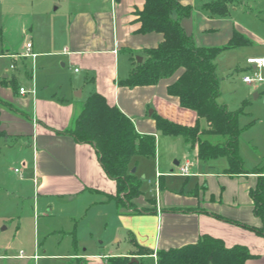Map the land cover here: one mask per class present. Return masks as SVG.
Masks as SVG:
<instances>
[{"label": "crops", "instance_id": "obj_1", "mask_svg": "<svg viewBox=\"0 0 264 264\" xmlns=\"http://www.w3.org/2000/svg\"><path fill=\"white\" fill-rule=\"evenodd\" d=\"M38 1L41 7L37 12L44 20L39 26H44L46 37H35L30 42L31 51L37 54L35 58L21 57L28 80L25 88L35 90L21 94L20 88L24 86L18 87L14 77L9 78L6 74L0 80V98L12 105L10 108L0 104V131L6 134L0 135V145L8 146L9 141H15L23 146L24 157L28 161L24 162L25 170L15 168L20 173L14 169L19 175L14 186L21 196L24 188L32 185L34 195L38 196L34 203V216L42 206L50 212L49 215L53 210L64 212L65 209L60 216L62 221L68 222L75 219L76 211L69 209L75 208V203L77 208L79 204L84 210L98 208L102 211L101 207L116 209V206L118 210L111 213L112 223L131 235L130 242L135 249L126 255L131 258L135 256L139 260V255L131 253L141 245L154 252L142 258H152L157 264L159 250L195 243L204 234H209L221 238L228 247H246L254 256L244 264H264V234L257 231L264 228V221L255 213L251 195L264 170H258L260 173L229 174L226 157L225 160H221L224 157L203 160L198 155L197 145L186 142L182 136L164 135L158 131L153 113L185 126H195L198 121L195 110L181 106L180 99L168 93V86L180 77L184 69L154 85L131 87L125 83L133 69L132 58L142 55L145 60L144 50L157 47L164 39L159 32H138L141 26L138 13L144 9L146 0H74L64 9L63 20L46 11L48 0ZM179 1L192 7L191 14L181 23L198 45L222 47L232 40L235 33L251 40L250 44L225 49L217 56L218 76V60L231 58L236 53L241 60L229 65L231 68L244 69L241 61L245 60L248 69L262 76L264 66L249 64L247 60L264 57V0H231L224 15H212L204 8L206 3L216 0ZM55 10H60V6ZM59 23L65 26L63 30L55 29ZM5 55L13 57L9 53ZM31 58L34 66L40 63V71L38 67L37 71L29 68L25 60ZM56 62L62 71L69 68L70 81L61 79L62 75L56 78L52 72ZM15 67L16 62L12 68ZM244 77V83L257 84L251 92L256 98L263 99L264 105V77L262 81L251 83ZM77 89L81 95L76 91L74 96L73 91ZM85 91L86 99L93 93H100L108 104L119 107L131 118L139 133L156 136V155L148 158L154 159L155 188L158 190L155 198L140 195L134 200L138 207L151 205L147 212L132 214L119 208L113 199L117 183L106 174L95 147L89 143H78L71 135L60 133L72 125L85 102L78 98ZM221 95L219 103L232 109L220 101ZM200 124L202 128L208 126L204 119H200ZM201 136L213 144L223 142L220 135ZM137 156L143 155L133 158ZM186 163L191 165L189 176L178 173V167ZM146 164L139 172L136 168L139 178L142 173L152 175V165ZM59 228H47L44 233L48 236L63 233L64 227ZM69 233L71 241L66 242L65 252L48 254L52 248L47 245L42 255L35 242L29 254L21 251L13 255L7 250L0 258L8 262L23 260L22 264L31 261L37 264L52 257L74 259L75 264L83 261L107 264V259L114 257L100 251L101 246L94 243L93 232L86 237L79 236L78 228Z\"/></svg>", "mask_w": 264, "mask_h": 264}, {"label": "trees", "instance_id": "obj_2", "mask_svg": "<svg viewBox=\"0 0 264 264\" xmlns=\"http://www.w3.org/2000/svg\"><path fill=\"white\" fill-rule=\"evenodd\" d=\"M230 2L216 0L206 3L204 8L212 15H224ZM191 11L190 5L179 0H146L144 9L138 13L141 22L138 32H159L164 39L157 47L144 50L146 59L141 63L132 58L133 69L125 83L131 87L154 85L184 69L180 77L168 86V93L177 96L181 106L195 110L198 121L195 126H185L153 113L158 131L164 135L182 136L186 142L197 145L198 155L203 160L226 157L229 174L248 173L239 153L242 134L239 117L244 107L232 110L219 103L221 90L216 58L223 50L250 44L251 40L235 33L232 40L222 47L198 45L181 23ZM1 103L12 108L0 98ZM200 119L207 122V128L201 127ZM60 133L71 135L78 143H89L95 147L106 174L117 183L113 199L119 208L132 214L148 211L138 207L134 201L142 194V179L136 172H131L130 163L135 155H156L157 138L154 134L139 133L131 118L119 107L108 104L100 93L91 94L75 115L72 125ZM206 134L220 135L225 140L213 144L202 139L201 135ZM0 135L6 136L4 131H0ZM258 170L253 171L260 173ZM251 195L255 213L264 221V174L259 176ZM257 231L264 234V228ZM153 253V250L137 245L131 254L139 255L138 261H132L130 256H115L109 257L107 264H141L142 256ZM253 256L244 246L228 247L221 238L204 234L195 243L159 250L157 264H244ZM80 264L88 263L83 261Z\"/></svg>", "mask_w": 264, "mask_h": 264}, {"label": "rangeland", "instance_id": "obj_3", "mask_svg": "<svg viewBox=\"0 0 264 264\" xmlns=\"http://www.w3.org/2000/svg\"><path fill=\"white\" fill-rule=\"evenodd\" d=\"M74 0H48V11L52 17H58L63 20L65 17L64 9H67L69 3ZM60 6V10H55ZM38 0H0V80H3L4 75L9 78L14 77L17 85L27 87V78L25 77V66L20 54L26 51V43L32 42L35 37L38 39L46 37L45 28L41 25L44 20H41L37 9L40 8ZM33 9V11H32ZM65 19V18H64ZM55 26L57 30H63L65 26ZM57 34V33H56ZM56 34L54 36H56ZM59 34V33H58ZM56 39V38H55ZM25 46V47H24ZM13 54V57L6 56L5 54ZM142 56V55H137ZM137 56L135 58H137ZM231 59V60H230ZM137 60V59H136ZM241 60L240 55L237 53L231 58L219 59V76L221 78V102L227 103L232 109L244 107V113L239 117V125L242 129L240 137V156L245 162V168L253 171L257 168L264 170V105L263 99L255 97L251 92L257 84L248 85L244 83L243 77L246 74L254 76V71L247 68V64L241 61V67L235 70L229 65L235 61ZM17 63V67L12 68L11 65ZM29 68L34 71H40V63L37 66L33 65L32 58L25 60ZM59 66V67H57ZM69 68L66 67L64 71L60 64L55 63L54 72L56 78L62 75L61 79L70 81ZM264 77V73H262ZM60 80V79H59ZM73 91L75 96L76 91ZM87 92L78 99L81 102L86 101ZM82 105V104H81ZM222 141L224 138L219 136ZM215 139V140H214ZM212 140L216 141L214 138ZM215 142L214 144H217ZM28 155V154H27ZM23 146L15 141H9L8 146L0 145V255L6 253L19 254L25 251L29 254L32 251L33 244L37 242L39 251L43 255L45 247L51 246L52 250L47 253L65 252L64 248L66 242L71 241L70 231L78 228L79 236H89L90 232L94 233V243L100 245V251L112 254V256L129 255L135 249L130 242L131 235L112 223L111 213L117 211L112 207H101L102 211L98 208H91L84 210L83 207H71L75 214V219L70 221H62L60 213L61 209L53 210V214L46 211L45 207L37 210L36 217L34 211V203L38 201V196L34 195L32 185L24 188L23 194L16 192L15 184L19 179V175L15 173L14 169H24V162L26 159ZM136 156V155H135ZM224 157L221 160H225ZM145 160V161H143ZM138 161H140L138 163ZM133 168H137L138 172L142 166L152 165V175L142 173L141 197H154L158 188H155V166L154 159L147 156H137L133 158ZM132 168V169H133ZM151 173V172H150ZM146 175V176H145ZM80 203V201H77ZM42 203V202H40ZM117 205V204H116ZM105 208V209H104ZM151 208V205L144 207ZM66 211L65 209L63 210ZM69 211V210H67ZM106 211V213H105ZM62 212V213H64ZM87 212V214H85ZM49 213V214H48ZM54 215V216H53ZM111 221V222H110ZM64 227L63 233H52L50 236L44 233L45 229H60ZM37 228V229H36ZM18 229H20L18 231ZM38 233H36V231ZM46 254V253H45ZM138 260V258H137ZM22 264L23 260H13L8 262L0 258V264ZM31 261L28 264H35ZM74 259H42L37 264H75ZM141 264H154L152 258H142Z\"/></svg>", "mask_w": 264, "mask_h": 264}, {"label": "built area", "instance_id": "obj_4", "mask_svg": "<svg viewBox=\"0 0 264 264\" xmlns=\"http://www.w3.org/2000/svg\"><path fill=\"white\" fill-rule=\"evenodd\" d=\"M31 48H32V44L30 42L27 43L26 44V52L23 55H21V57L23 56V57L35 58L37 56V54L33 53L31 51ZM247 61L249 64H256L258 66H264V57H251V58H248ZM12 67H14V65H12ZM76 71H79V69H76ZM244 80L248 83H251L253 81H262L263 78L260 75V73L255 72L254 76L247 75L244 77ZM34 90H35L34 88L29 90V89H26L25 87H21L20 93L26 94L29 92H34ZM190 167H191V165L188 163H186L185 165H181L178 167V173H180L183 176H189V175H191ZM15 171L20 173V170L18 168L15 169ZM22 255H24L23 252H22Z\"/></svg>", "mask_w": 264, "mask_h": 264}, {"label": "water", "instance_id": "obj_5", "mask_svg": "<svg viewBox=\"0 0 264 264\" xmlns=\"http://www.w3.org/2000/svg\"><path fill=\"white\" fill-rule=\"evenodd\" d=\"M136 59H137V61L140 62V63L143 61V57H142V56H137ZM78 95H81V92H78ZM151 112H152V110L150 111V113H151ZM131 172H132V173H135V172H136V168H133ZM131 259H132V261H138L137 258H136L135 256H133Z\"/></svg>", "mask_w": 264, "mask_h": 264}]
</instances>
